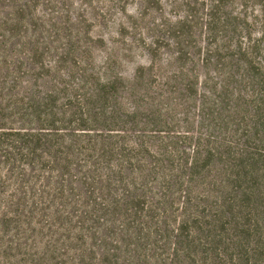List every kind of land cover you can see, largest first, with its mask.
<instances>
[{
	"label": "trees",
	"instance_id": "obj_1",
	"mask_svg": "<svg viewBox=\"0 0 264 264\" xmlns=\"http://www.w3.org/2000/svg\"><path fill=\"white\" fill-rule=\"evenodd\" d=\"M159 9L120 8L116 34ZM186 12L137 39L153 55L167 40L166 81L155 64L123 81L91 68L102 37L70 0H0V264H264V0ZM184 91L188 157L148 139Z\"/></svg>",
	"mask_w": 264,
	"mask_h": 264
},
{
	"label": "rangeland",
	"instance_id": "obj_2",
	"mask_svg": "<svg viewBox=\"0 0 264 264\" xmlns=\"http://www.w3.org/2000/svg\"><path fill=\"white\" fill-rule=\"evenodd\" d=\"M70 3L73 18L78 16L80 11V14L94 19L90 21L88 26L91 33L90 37L94 38L96 35H101L102 37L100 41H97L99 40L97 39L91 43L92 53L89 59L91 68H94L99 73L119 76L123 81H130L137 70L155 64L157 66L156 73L159 74V77H157L159 82L163 83L166 81L163 78L169 74L168 71L171 69L167 67L166 61L174 54V51L168 46L167 40L159 44V52L153 55L142 44H139L137 39L144 36L145 40L151 43L146 27L150 26L154 21L160 23V18L173 20L175 15H184L188 10V0H160L159 11H149L150 13L152 12V15L145 17L142 22L143 25L140 30L142 36H139V32L135 33L130 28L121 32V34H116V31L119 30L118 21L125 16L121 13L120 8L126 13H132L130 10L136 6L137 0H125L123 2L120 0H70ZM79 24L81 23L72 21L69 26L73 28L84 27V25L80 26ZM145 32L146 34H144ZM64 35L66 34L64 33ZM48 59L49 61H54L55 56L48 57ZM186 63L188 65V59ZM69 65L64 66L62 74L68 73ZM165 91L166 95H168L167 90ZM187 94L184 91V96L182 97L181 95L172 94L169 96L170 99H163L164 103L160 106L161 116L164 121L171 123V129L161 133L150 134L151 137L148 139L154 144L161 145L164 149L165 142H167L168 148L173 155L177 156L184 151L188 157V153H191L195 144V138L199 135L198 131L200 128L197 126V108L195 103L190 104ZM127 96L123 90L118 93L119 103H122L125 108H130L131 103ZM139 120L143 121L144 117H140ZM188 129L190 132H188ZM128 133L131 137L138 135L135 131ZM175 164L179 166L180 160L176 158ZM165 165L169 166V163L166 162ZM186 173H188V170ZM184 179H187V175H184ZM171 182L172 185L175 184V180L171 179Z\"/></svg>",
	"mask_w": 264,
	"mask_h": 264
}]
</instances>
